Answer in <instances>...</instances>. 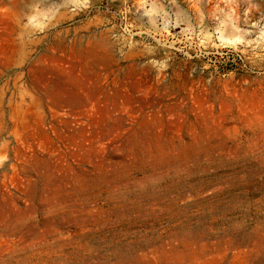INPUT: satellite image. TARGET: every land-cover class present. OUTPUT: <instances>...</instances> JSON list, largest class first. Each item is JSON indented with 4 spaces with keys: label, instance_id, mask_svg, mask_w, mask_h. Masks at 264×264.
I'll use <instances>...</instances> for the list:
<instances>
[{
    "label": "rangeland",
    "instance_id": "1",
    "mask_svg": "<svg viewBox=\"0 0 264 264\" xmlns=\"http://www.w3.org/2000/svg\"><path fill=\"white\" fill-rule=\"evenodd\" d=\"M0 264H264V0H0Z\"/></svg>",
    "mask_w": 264,
    "mask_h": 264
}]
</instances>
